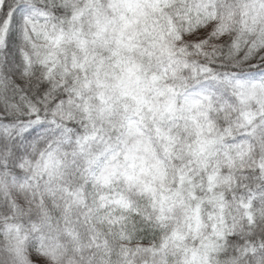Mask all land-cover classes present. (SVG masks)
<instances>
[{
    "label": "snow or ice",
    "instance_id": "obj_1",
    "mask_svg": "<svg viewBox=\"0 0 264 264\" xmlns=\"http://www.w3.org/2000/svg\"><path fill=\"white\" fill-rule=\"evenodd\" d=\"M0 264H264V0H0Z\"/></svg>",
    "mask_w": 264,
    "mask_h": 264
}]
</instances>
